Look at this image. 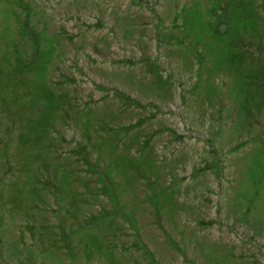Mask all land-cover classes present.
Here are the masks:
<instances>
[{
  "label": "rangeland",
  "instance_id": "374dc122",
  "mask_svg": "<svg viewBox=\"0 0 264 264\" xmlns=\"http://www.w3.org/2000/svg\"><path fill=\"white\" fill-rule=\"evenodd\" d=\"M0 264H264V0H0Z\"/></svg>",
  "mask_w": 264,
  "mask_h": 264
}]
</instances>
